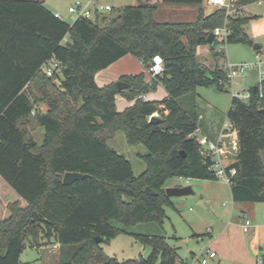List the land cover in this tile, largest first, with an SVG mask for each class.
Masks as SVG:
<instances>
[{"label": "trees", "instance_id": "1", "mask_svg": "<svg viewBox=\"0 0 264 264\" xmlns=\"http://www.w3.org/2000/svg\"><path fill=\"white\" fill-rule=\"evenodd\" d=\"M163 1L196 5L203 0ZM254 1L259 0H236L234 5ZM156 10L157 4L146 1L67 22L42 0H0V180L10 194L0 216V264H21L25 241L40 245V238L71 250L56 264H92L95 257L98 264H187L177 260L176 248L163 234L137 236L151 247L146 257L102 259L95 253L96 236L107 241L126 230L113 220L124 227L163 223L164 205H172L165 193L168 178L218 179L210 169V156L202 155L189 136L198 117L178 100L198 86L222 89L225 72L218 62L210 67L199 61L197 46L214 49L216 38L210 45L207 37L225 21L230 33L221 41H245L242 24L247 17L216 8L207 15L199 10L192 21H161L154 16ZM126 54L145 68L159 54L163 71L148 81L143 72L122 75L119 79L128 83L122 90L114 82L98 86L95 74ZM219 55L224 53H213L214 58ZM52 59L59 64L47 75L43 67ZM37 77L48 109L32 114L35 103L25 89ZM158 85L166 91L162 99L139 97ZM248 90L247 100L231 97L227 119L236 132L238 152L225 168L233 201L262 202L264 90L260 96L257 83ZM116 94L133 103L117 111ZM155 111L162 120L150 122ZM31 121L43 128L40 143L25 128ZM117 130L128 143L146 147L141 154L145 169L138 175L107 143ZM66 171L86 176L65 184ZM146 186L156 194L145 193ZM261 251L264 264V247Z\"/></svg>", "mask_w": 264, "mask_h": 264}, {"label": "rangeland", "instance_id": "2", "mask_svg": "<svg viewBox=\"0 0 264 264\" xmlns=\"http://www.w3.org/2000/svg\"><path fill=\"white\" fill-rule=\"evenodd\" d=\"M42 1L52 12H59L63 20L72 22L75 19L67 11L72 0ZM146 1L149 0H95L91 7L94 9L100 4H108L112 9L103 11L101 15H109L121 10L126 5H136ZM167 7L165 5L161 6V11L155 15L158 20H181L165 15V11L163 12L162 10ZM235 13L247 17V20L242 24L247 39L242 42L231 41L225 43L219 37H216L214 49H211L206 44L197 46L196 52L199 61L210 67H213L215 62L219 63L220 61L249 64L260 61L262 69H264V0L243 5L232 14ZM255 44L260 47L254 48ZM217 51L224 53V56L221 57L219 55L214 58L213 53ZM129 55V59L134 61V64L130 65L139 64L145 72L142 62L134 55ZM38 80L39 77L35 78L25 89V92L35 103V113L44 112L48 109L47 99L44 98L41 92V85L40 82L37 83ZM110 80L115 83L118 79ZM258 81V70L253 68L240 76L234 77L232 81L229 80L223 89H219L215 84L198 86L194 93L184 94L179 97L178 101L190 115L198 117L201 114L203 116V118H197L200 126L207 120L212 123L214 129H219L223 123L228 122L227 111L232 97L231 84L233 83L236 90L244 92L250 85ZM48 89L51 90L50 87ZM55 94L56 92L52 91L51 97H54ZM120 96L130 100L125 95ZM115 108L116 110L119 108L116 101ZM159 115L160 113L158 112L157 116ZM25 128L37 143L41 142L43 137V128L41 126L35 121H31L25 125ZM107 143L130 161L134 175L140 174L145 169V162L141 157V154L146 152L145 145L128 143L122 130H117L107 140ZM261 157L264 164V151H261ZM176 185H190L193 193L168 197L172 205H164L166 217L161 225L155 221H150L124 227L120 222L113 220L111 221L113 225L126 230L117 233L107 241L99 242V247L95 251L97 256L102 259L115 256L118 260L146 257L151 247L148 243H142L137 236L163 234L165 240L176 248L178 261H184L187 264H203L200 261L202 248L208 247L210 250H214V247L210 244L211 236L208 232L213 229V235L216 236L218 230L231 227V223H235V219L238 217L236 212L232 213L235 204L231 198L230 184L225 178L212 180L185 176H173L165 182V187ZM9 195L8 188L0 180V216L6 211V204L10 199ZM30 242L31 240L25 241V247L20 255L21 264H56L69 250L59 247V245L54 246V243H47L41 238L39 239L40 245H33ZM227 248L225 247L226 251L224 254L218 251L214 258L207 259L204 264H249L250 260H252L250 264H256V256L250 249L247 248L242 253L240 248L234 245ZM98 262L100 263L101 261L96 260L95 257L92 264H98Z\"/></svg>", "mask_w": 264, "mask_h": 264}, {"label": "built area", "instance_id": "3", "mask_svg": "<svg viewBox=\"0 0 264 264\" xmlns=\"http://www.w3.org/2000/svg\"><path fill=\"white\" fill-rule=\"evenodd\" d=\"M95 0H72V3L68 6L67 11L74 18L84 17L93 19L96 13H102L105 10H111L112 7L108 4L98 5L97 8H92V4H94ZM236 0H205L206 4L216 6L218 8H223L226 11V15L232 14L237 7H235L234 3ZM54 16L63 19L62 15L59 12H53ZM215 38L219 37L221 40L226 39L228 34L230 33V28L228 23L225 21L222 25L216 26L213 31ZM59 63L55 60H50L44 65V71L47 75H51L54 71V68ZM220 69H222L226 74V79L221 81L222 89L224 85L228 83L229 80L236 76H240L245 73L247 70L257 68L259 74V81L257 82L260 96L262 95V91L264 90V69H262V63L257 61L254 64L249 63H230L226 61H220L218 63ZM148 73L154 77L156 75H160L163 71V60L161 55L155 54L152 56L151 62L147 67ZM231 93L233 97H236L240 100H247L250 97V91L247 89L244 92L236 90L231 84ZM144 95H139V97H143ZM32 114H35V108L31 111ZM152 115H158V112H153ZM198 118H202V115H198ZM191 138H194L197 143V148L199 152L204 156H210L212 161V165L210 169L214 172V175L217 178H225L227 182L230 184L229 177L226 173V158L229 153L233 151L238 152V140L236 136V132L232 127V124L228 121L223 123L219 136L216 139H212L208 134H206L202 127L197 123L195 129L189 135ZM189 180V179H188ZM241 229L243 232L250 231L251 228L256 225L253 223L252 219L243 214L241 217L240 223ZM264 240V232L262 236ZM200 255L202 258L200 261L204 264L207 262V259L210 257H214L216 253L210 250L208 247L202 248L200 251ZM260 258L258 259V263H260Z\"/></svg>", "mask_w": 264, "mask_h": 264}, {"label": "crops", "instance_id": "4", "mask_svg": "<svg viewBox=\"0 0 264 264\" xmlns=\"http://www.w3.org/2000/svg\"><path fill=\"white\" fill-rule=\"evenodd\" d=\"M150 3L157 4V10L155 11L154 16L160 12V8L162 5L168 6L167 8L163 9L165 11V15H170V17L178 18L181 20L175 21H192L195 20L199 10L202 11L204 15L211 13L214 9L218 8L216 6L206 4L205 0H203L200 4H180V3H167L163 0H149ZM156 18V17H155ZM157 19V18H156ZM158 20V19H157ZM167 21V20H161ZM130 58L129 54L124 55L123 57L117 59L107 67L103 68L102 70L98 71L95 74V82L98 86H103L105 84L111 83L110 79H119L122 75H134L143 72L145 75V80H149L152 76L148 73L147 68H143L137 65H130L134 64ZM143 65V64H142ZM144 66V65H143ZM105 72V73H102ZM103 74V76H102ZM121 94L115 95V101L117 104V111H122L124 108L130 106L133 103V100L124 99ZM166 95V91L163 86L158 85L156 90L149 91L144 94L143 98L145 100H159L162 99ZM200 115V114H199ZM203 118V116H202ZM203 131L208 134L212 139H216L219 136V132L221 128H213L212 123L205 120L202 124ZM236 156V153L233 151L229 153L226 158V164L231 163L232 159ZM231 194V192H230ZM232 198V196H231ZM233 200V199H232ZM235 206L233 207L232 213L236 212L238 217L235 219V223H231V227L223 228L217 231L216 236L213 235L212 230L208 232L211 236V245L214 247L216 255L218 251L221 254H224L226 249L225 247H231V245L240 248L241 252H245L246 249H250L252 253L256 256V264L258 263V259L261 256V248L264 247V240L262 238L264 232V201L262 202H250V201H243V202H236L233 201ZM243 214L248 215L253 223L256 225L255 227L251 228L248 232H243L240 226L241 217ZM58 244H54L56 246ZM227 248V249H228ZM215 255V256H216ZM214 256V257H215ZM210 257V258H214ZM208 258V259H210ZM252 262V260L249 261Z\"/></svg>", "mask_w": 264, "mask_h": 264}, {"label": "water", "instance_id": "5", "mask_svg": "<svg viewBox=\"0 0 264 264\" xmlns=\"http://www.w3.org/2000/svg\"><path fill=\"white\" fill-rule=\"evenodd\" d=\"M214 39H215L214 33L213 32L209 33V35L207 37V40H208L210 45L214 44ZM259 47L260 46L258 44L254 45V48H259ZM115 86H116V88L118 90H122V89L128 87V83L123 81V80L118 79L115 82ZM161 120L162 119L159 116H157V115H152L149 118L150 122H159ZM85 176H86V174L81 173V172L66 171L62 175V182L65 183V184L72 183L74 180L83 178ZM144 192L147 193V194H156V192L153 189H151L149 186H146L144 188ZM165 193H166V195L168 197L183 196V195H187V194L193 193V190H192L190 185H183V186L176 185V186H167V187H165ZM95 240L99 243L101 241H105L106 237H104V236H96Z\"/></svg>", "mask_w": 264, "mask_h": 264}]
</instances>
